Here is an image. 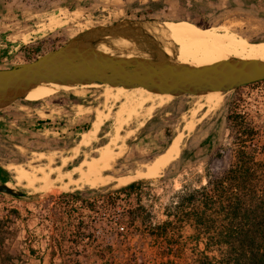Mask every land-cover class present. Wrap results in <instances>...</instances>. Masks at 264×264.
Returning a JSON list of instances; mask_svg holds the SVG:
<instances>
[{
	"label": "rangeland",
	"instance_id": "1",
	"mask_svg": "<svg viewBox=\"0 0 264 264\" xmlns=\"http://www.w3.org/2000/svg\"><path fill=\"white\" fill-rule=\"evenodd\" d=\"M4 2L8 8L12 7V13L6 15L8 9L3 8L0 66L13 67L34 61L80 32L121 19L158 23L186 20L211 31L227 28L250 42L264 41V14L251 0H246L243 7L237 0ZM55 12H62L70 20L52 29L49 20ZM165 42L174 52L177 50V45ZM106 90V85L79 86L37 102L21 99L1 112L9 121H14L15 126L11 127L13 131L11 128L0 131V166L8 172L5 178L0 176V186L10 185L8 187L13 188L16 195L0 192V217L13 219L0 264H192L194 254L198 252L189 227L181 229L175 225L177 229H171L162 239L153 236L142 219L162 223L166 220L165 207L173 199L178 200L181 189L205 184L208 171L222 175L234 162L238 139L248 125L254 128L255 135L248 138L247 146L257 148L258 159H264V81L221 92V104L211 108L215 113L208 108L200 110L191 131L186 125L192 120L195 102L202 97L184 95L161 105L155 103L150 114L147 109L152 106L151 102L135 104L136 113L128 118L117 135L114 128L117 111L130 99H138V95L130 91L127 92L130 97L120 94V98L114 89L112 96L106 99ZM206 111L208 113H204ZM96 120L102 121L97 137L87 145L82 144L81 136L92 129ZM17 126L21 128L17 129ZM179 135L182 139L178 157L155 176L130 181L128 184L140 180L145 183L131 198L122 195L116 205L108 204L103 193L93 200L95 207L90 210L86 204L72 201L67 195L85 188L110 187L113 191L128 184L121 186L108 181L96 187L69 185L67 179L57 181V174H54L50 183L47 181L49 184L41 182L30 187L26 178L19 177L24 170L25 174H32L33 169L48 165V160L40 159L38 153L55 157L53 168H59L63 160H67L66 170H71L83 161L98 157L100 151L113 155L122 152V155H114L119 158L114 168L123 171L119 176H133L136 172L146 171ZM113 140L117 141L114 143ZM75 177L79 178V175ZM50 186L55 189L52 191ZM140 196L143 211L138 208ZM12 210L20 214H10ZM79 221L84 226L93 225L94 229L84 235L74 232L73 226Z\"/></svg>",
	"mask_w": 264,
	"mask_h": 264
},
{
	"label": "water",
	"instance_id": "2",
	"mask_svg": "<svg viewBox=\"0 0 264 264\" xmlns=\"http://www.w3.org/2000/svg\"><path fill=\"white\" fill-rule=\"evenodd\" d=\"M164 23L121 19L99 25L80 32L34 61L0 68V110L26 99L45 80L70 87H142L174 97L225 93L264 81V60L230 58L206 67L178 62L164 51L166 42L152 32ZM114 41H127L130 46L117 48ZM102 44L108 47L107 53L99 50ZM0 192L16 195L6 184L0 186Z\"/></svg>",
	"mask_w": 264,
	"mask_h": 264
},
{
	"label": "trees",
	"instance_id": "3",
	"mask_svg": "<svg viewBox=\"0 0 264 264\" xmlns=\"http://www.w3.org/2000/svg\"><path fill=\"white\" fill-rule=\"evenodd\" d=\"M254 135L253 127H244L230 167L219 176L208 171L206 183L197 188L185 186L181 189L178 200L173 199L165 207V221L154 224L151 219H142L145 227L152 230L151 234L162 239L171 229H177L175 225L181 229L189 227L198 252L194 254L192 264H264V159H258L260 153L257 148L249 149L247 146L248 138ZM0 174L5 178L8 172L0 166ZM144 183L135 181L113 191L110 187L85 188L67 196L93 210V200L103 193L108 204L116 205L122 195L131 198L137 194L136 190L141 189ZM137 200L139 211L145 210L140 205L141 196ZM9 213L20 214L16 210ZM12 220L10 216L0 217L1 257ZM93 229V225L84 226L80 221L73 226L74 232L83 235Z\"/></svg>",
	"mask_w": 264,
	"mask_h": 264
},
{
	"label": "bare ground",
	"instance_id": "4",
	"mask_svg": "<svg viewBox=\"0 0 264 264\" xmlns=\"http://www.w3.org/2000/svg\"><path fill=\"white\" fill-rule=\"evenodd\" d=\"M69 20L70 19L68 17L64 16L62 14V12L56 13L55 15H53L51 17L50 28L55 29V28H58L60 26H63L67 22H69ZM152 32L162 42H165V40H170L175 45H177V50L174 52V50L170 47L169 43L167 42L168 44H164V51L169 56L174 57L178 62H180L182 64H188V65H192V66H196V67H206V66L213 65L215 63H218L220 61H224V60H227L230 58H238V59H242V60H264V41L250 42L247 39L230 32V30H228L227 28H224V27L212 29V31H211L209 29L201 28V27L197 26L196 24H194L190 21L181 20V21H167L161 26L160 29L153 28ZM112 43L117 48H123V47L130 46V43L127 41H114ZM99 50H101L102 52H105V53H107L109 51L108 47L103 45V44L99 46ZM92 86H99V85H97V84H85V85H82L81 88L92 87ZM106 87H107V90L105 93V96L107 97L106 99H108L109 97L112 96V91L114 89H115V91L118 92L119 97H120V94H123L124 96L126 95V97L129 95L128 97H130V94H127V92H130V91H133L136 93V95H138V99H130L127 104H124V105L122 104L123 106L121 107L122 109L120 111H117V120H116V125L114 127L117 135L121 132L122 126L128 120V118L136 113L135 109H137V108L133 107L135 104L142 105L144 102L147 103L146 101H148V103L151 102L152 106L149 109H147L148 112L146 111L147 114H150L151 111L153 110L154 106H155L154 105L155 103H159L160 105L164 104V103H168V101H170L174 97L173 95H163V94L153 93V92H151L147 89H144L142 87L131 89V90H128L124 87H114V86H109V85H106ZM76 88L77 87H70V86L61 85V84L54 82L52 80H45V81L37 84L28 93V95L26 96V100L30 101V102H36V101H40L42 99H45V98L53 95L54 93H58L59 91H68L69 92L70 90H73ZM116 94L117 93H115V95ZM118 95L116 96L117 99H118ZM201 97H202V99H199L197 102H195L196 103L195 104V110L192 112V115H191L192 120L189 123H187V125H186V129L189 131H191L194 128L195 121L197 119L196 117H198V112L200 110H202V109L207 110V108L209 110L211 108L218 107L222 102V97H221L220 91H215V92L206 94L204 96L202 95V96H200V98ZM203 97H205V98H203ZM114 100H116L115 96H114ZM78 107L80 108V106H78ZM98 110L99 109H97V111ZM99 112H101V111H99ZM204 113H208V111H206ZM214 113H212V114H214ZM107 117H108V115H107ZM95 119H96V117H95ZM198 121H201V120L198 119ZM101 124H102L101 120H96L93 123L92 129L89 130L88 132L84 133L81 136V143L84 145H87L91 141H93L97 137V133L101 127ZM112 139H113V137H112ZM114 139H116V137ZM181 139L182 138L180 135L177 136L176 138H174V140L172 141V143L169 146V148L167 149V151L165 153H163L162 155H160L150 166H148L146 168V171L136 172V174L133 176H119L120 174H123L122 173L123 171L122 170H115V168H114L117 161L119 160V158L115 157L114 155H116V156L122 155V152H120L121 154H114L113 155V154H109L106 151H100V155L98 157L93 158V160H91V161H89V160L83 161L71 170H66L69 166L67 163V160H63V164L59 168H53V166L55 164V157H53V156L47 157V156H44L43 153H38L40 159H47L48 160V162H49L48 165L45 168H39L36 170L33 169L34 172L32 174L31 173L28 174L29 172L28 173L26 172L27 174H25V172H24L25 170L23 172L19 171V172H21L19 177H22L23 179L26 178L28 181V185L30 187H35L38 183H41V182H45L43 185H46L49 182V180L51 179L52 175H54V174H57V179H58L57 181L63 182V181H66V179H67V181H68L67 183L69 185L84 184V185H87L89 187H96L97 185H100V184L102 185L105 182L114 181L118 185L123 186V185L128 184L130 181H132L133 179L138 178V177L139 178L140 177H142V178L143 177H147V178L150 177L151 178V176H155L160 170H162L168 164H170L173 160H175L180 153V148H181L180 147V141H181ZM109 141L111 142V139ZM113 141L115 143L117 140L116 141L113 140ZM110 142H109V144H110ZM115 148H117V147H115ZM101 149H102V147H101ZM119 151H122V150H120V148H119ZM76 152H77V150H76ZM76 152H75V155H76ZM112 153H114V152L112 151ZM40 154H42V155H40ZM87 154L89 155V153H87ZM75 155H73V156H75ZM84 158H86V157H84ZM36 160L39 161V159H36ZM17 166H19V164ZM38 167H39V165H38ZM11 168H12V165H11ZM26 171H28V170H26ZM13 173H14V171H13ZM76 175H79V178H76L75 177ZM112 176H117V178H114ZM18 179H20V178H18ZM20 181L22 182V179ZM8 186H10V185H8ZM51 187L52 186H50V188ZM41 190H43V189H41ZM51 190H52V188H51Z\"/></svg>",
	"mask_w": 264,
	"mask_h": 264
},
{
	"label": "crops",
	"instance_id": "5",
	"mask_svg": "<svg viewBox=\"0 0 264 264\" xmlns=\"http://www.w3.org/2000/svg\"><path fill=\"white\" fill-rule=\"evenodd\" d=\"M245 1L246 0H237V2L240 3L242 7L245 5ZM252 1L254 2L255 5H258L259 6V11L262 14H264V0H251V2ZM0 2H1L0 3V7H1V9H0V26H1L4 15L5 14L6 15L7 14L11 15V13H12L11 11L12 10L10 8H12V7L8 8L9 5H7V3L4 2V0H3V2L6 3V4L2 3V0H0ZM3 8H7L8 9V10L6 9L7 12L5 11V14H4ZM240 9L242 10L243 8H240ZM56 13H59V12H55V13H53V15H55ZM53 15H51V17ZM12 19H14V18H12ZM14 20H16V19H14ZM50 20H51V18H50ZM50 20H49V22H50ZM10 67H8V66H0V68H2V69H7V68H10ZM4 110L5 109L0 110V131H4V130L7 131L6 128H11L12 126H15V122L14 121H9L8 120V116L7 115H3V113H1V112H4ZM20 128H21L20 126H17V129H20ZM13 129L14 128H11L10 131H13Z\"/></svg>",
	"mask_w": 264,
	"mask_h": 264
}]
</instances>
